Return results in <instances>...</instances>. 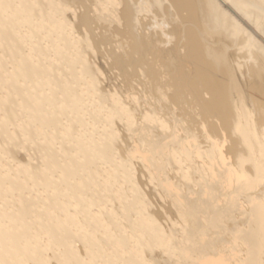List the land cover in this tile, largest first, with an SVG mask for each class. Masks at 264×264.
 Here are the masks:
<instances>
[{
  "label": "bare ground",
  "instance_id": "bare-ground-1",
  "mask_svg": "<svg viewBox=\"0 0 264 264\" xmlns=\"http://www.w3.org/2000/svg\"><path fill=\"white\" fill-rule=\"evenodd\" d=\"M263 108L264 0H0V264H264Z\"/></svg>",
  "mask_w": 264,
  "mask_h": 264
},
{
  "label": "rangeland",
  "instance_id": "rangeland-1",
  "mask_svg": "<svg viewBox=\"0 0 264 264\" xmlns=\"http://www.w3.org/2000/svg\"><path fill=\"white\" fill-rule=\"evenodd\" d=\"M189 27H194V26H189ZM94 33L97 35L98 34V31H95L94 30ZM198 35H200V34H198ZM204 39L202 38V42L205 44L206 43V45L208 46V47H212V48H214V49H216V48H218V47H222V45H223V43L222 42H215V43H213L212 44V42H209L208 43V41L207 40H204ZM208 43V44H207ZM212 45H211V44ZM210 44V45H209ZM222 44V45H221ZM103 46V47H102ZM100 45V48L98 49V51L101 53V56L99 57V56H93L94 57V59L92 58V57H90V60H91V62L92 63H94L93 65H94V67H96V68H98L99 70H100V82L101 83H104L103 85H105V86H108V87H110V86H116V87H118L119 86V82H120V80H121V77H119V76H117L116 77V75H119V74H116V72L117 73H119L118 72V69L116 70L115 68L114 69H109L108 68V64L110 63V59L106 56V53H107V51H109V49L110 48H112L113 47V44H111L110 43V45H109V43H106V44H104V45ZM182 49H180L179 50V53H183V51H181ZM180 55H182V54H180ZM107 58V59H106ZM206 59L207 60H209V61H211L210 59V57L209 56H206ZM109 60V61H108ZM231 61H233V59H231ZM108 63V64H107ZM107 64V65H106ZM99 65V66H98ZM187 65V66H186ZM186 65H184L183 66V71H181L182 73H185V75L186 74H189L188 75V77H184V78H179L180 80L178 81L177 80V82L176 83H178L177 84V89L178 88H180L178 91H180L181 93H180V96L178 97L179 99H178V106L180 107L181 106V109H185L186 107V109H200V107L196 104V100H195V95H194V89L192 88V85H191V83L193 82V83H195V81H194V79L190 76V71H191V66L190 65H188V64H186ZM104 66H106L105 67V69H104ZM100 67H101V69H100ZM190 67V68H189ZM129 67H127L125 70H126V72H128V73H130L131 72V69L129 68ZM186 69V70H185ZM113 70V71H112ZM188 71V72H187ZM109 72V73H108ZM137 72V71H136ZM103 73V74H102ZM106 74V75H105ZM102 75H103V77H102ZM119 77V78H118ZM103 79V80H102ZM111 79V80H110ZM136 79V78H135ZM134 79V80H135ZM108 82H107V81ZM116 80V81H115ZM134 80L133 81H131V83L133 84L134 83ZM188 80V81H187ZM192 80V81H191ZM107 83H109V84H107ZM182 83V84H181ZM192 83V84H193ZM120 85H122V84H120ZM135 85V84H134ZM179 85V86H178ZM195 85H197V83H195ZM187 86V87H186ZM198 86H199V84H198ZM188 88V89H187ZM183 90H185V92L183 91ZM187 90V91H186ZM190 92V93H189ZM187 93V94H186ZM202 98L204 99V100H206L208 97H207V95L204 93V92H202ZM192 98H191V97ZM234 96L231 94V93H229L228 94V102H230V107H231V109H233V107H232V105H233V101H236L235 99L236 98H233ZM183 100H182V99ZM187 98V99H186ZM230 98V99H229ZM191 100V103L189 102L190 100ZM180 101V102H179ZM194 103H193V102ZM183 103H185V104H183ZM232 104V105H231ZM185 105H186V107H185ZM188 105V106H187ZM190 106V107H189ZM185 107V108H184ZM192 107V108H191ZM251 107V108H250ZM248 109H250V110H252L253 108H252V105H250V106H248L247 107ZM264 109V108H263ZM187 111H189V110H187ZM145 193H146V191L145 190H143Z\"/></svg>",
  "mask_w": 264,
  "mask_h": 264
}]
</instances>
